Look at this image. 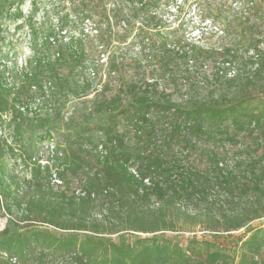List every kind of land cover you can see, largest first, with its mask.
<instances>
[{
    "label": "trees",
    "instance_id": "obj_1",
    "mask_svg": "<svg viewBox=\"0 0 264 264\" xmlns=\"http://www.w3.org/2000/svg\"><path fill=\"white\" fill-rule=\"evenodd\" d=\"M69 1L73 22L96 23L91 28L96 47L108 48L103 41L111 34L113 18L129 28L120 6ZM137 2L143 7L147 0ZM14 4L0 0L1 20L2 10ZM16 4L11 22L24 17L20 2ZM142 7L129 16L140 18ZM69 16H59L61 30ZM256 27H249L253 36ZM80 32L62 42L54 32L44 35L31 47L18 83L0 62V128L5 115L10 122L38 128L71 115L61 134L69 158L60 174L63 185L51 182L49 167L34 166L23 181L0 176V206L5 190L16 187L19 193L22 187L28 221L16 230L9 225L0 231V264H12L13 257L17 264H56L73 253L76 264H264L263 222L239 236L237 256L219 239L194 235L180 243L165 235L175 230V219L190 217L181 210L183 200L203 205L190 218L216 236L264 220V52L252 49L253 75L226 78L228 88L217 96L211 91L206 98L194 96L177 104L164 88L160 91L157 80L140 86L128 80L116 88L107 80L88 99L103 81V64L89 60L95 49H87L91 38L84 29ZM146 41L151 54L145 58L152 62L161 57L155 53L158 42L148 36ZM107 63L108 75L125 66L114 55ZM72 98L81 102L65 111ZM35 102L42 104L41 111L30 114L28 106ZM3 138L0 134V158L9 155ZM129 231L146 236L121 241V233Z\"/></svg>",
    "mask_w": 264,
    "mask_h": 264
},
{
    "label": "rangeland",
    "instance_id": "obj_2",
    "mask_svg": "<svg viewBox=\"0 0 264 264\" xmlns=\"http://www.w3.org/2000/svg\"><path fill=\"white\" fill-rule=\"evenodd\" d=\"M17 1L20 2L19 8L24 17L15 22L9 20L18 5L15 0L14 5L6 6L2 10L4 17L0 19V62L6 63L10 68L13 75L12 81L20 82L19 70L29 62L32 54L31 47L37 45L44 35L54 32L51 33L52 36L57 37L58 42H62L70 35L80 36V31L84 29V32L89 34L91 38L89 41L92 44L87 49L93 51V46L95 49L90 53L89 60L103 64L102 74L104 73L98 90L91 93L88 99L101 90L103 83L107 80H111L113 88L128 80L134 83L139 82V86L145 80L146 82L157 80L160 91L164 88L171 102L177 104H185L193 100L194 96L206 98L211 91H215L217 96L221 89L226 91L225 88H228L226 78L238 73L253 75L254 70L250 62V56L253 55L252 49L257 46L256 49L259 50L257 52L260 54L264 52V0H147L143 7L137 0H123L114 4L109 0H102L99 1L100 4L106 3L107 8L114 9L120 6L127 15L124 20L129 23L127 29L123 21L119 22L120 19L116 21V18H113L111 34L103 41L105 45L109 43L107 49L96 47L98 44V39L94 37L96 31L91 30L96 25L95 22H83L81 18L73 22L75 19L72 3L69 0ZM140 7L143 8L140 18L132 19L129 15L134 17L133 10ZM68 12H70L68 24L61 30L59 16ZM143 20H147L148 23L146 24ZM148 24L149 28H147ZM252 24L257 25L254 36L249 28ZM147 36L151 41L158 42L155 53L161 56L152 62L145 58L146 55L151 54L149 51L151 48L148 45L150 41L143 42V38ZM198 51L202 53L196 55ZM113 55L125 66L116 73L108 75L107 62ZM262 76H264V70ZM78 102H81L80 99L72 98L66 105L65 111L71 110V107ZM46 110L44 112L49 111ZM69 117H71L70 113L65 114L63 121ZM2 121L3 143L8 146L6 152L9 155L0 158V176L2 174L10 180L23 181L31 177V169L34 166L46 168L47 166L42 167L33 163L30 165L28 162H30V155L49 140L53 139L61 148L66 149L61 137L64 132L62 120L48 124L44 128H38L35 123H16L7 119ZM55 161L53 168L62 164L66 167L69 163L66 151L62 159ZM49 169L52 175V166ZM22 189L21 187L18 190L19 193L15 191L16 187L5 190L3 203L1 202L0 206V231L9 225L16 230L17 224L25 225L28 222L23 205L25 201L19 195ZM155 203L157 207L158 203ZM179 204L182 205L181 210L190 217L203 207L195 199L183 200ZM190 217L175 219V230H168L165 235L173 237L180 243H185L194 235L200 238L206 237L209 240L219 239L235 256L238 255L239 236L245 234L252 226L264 223L263 219L256 220L231 234L216 236L215 232L203 231ZM139 235L146 236L129 231L121 233L120 240L132 241ZM113 238L119 240V236L113 235Z\"/></svg>",
    "mask_w": 264,
    "mask_h": 264
},
{
    "label": "built area",
    "instance_id": "obj_3",
    "mask_svg": "<svg viewBox=\"0 0 264 264\" xmlns=\"http://www.w3.org/2000/svg\"><path fill=\"white\" fill-rule=\"evenodd\" d=\"M106 60V58L104 59ZM93 74V73H92ZM41 106L42 104H39L38 102H35L33 104H30L28 106L29 110L28 112L30 114H36L41 111ZM21 110L27 111L26 107H21ZM3 119L10 120L8 115L3 116ZM0 134H3V128H0ZM65 155V150L61 148V146L54 142V140H49L44 145H40L39 148L33 153V155L30 157V162H28L30 165L33 163V165H40V166H47L50 167L52 166V175H51V180L52 183L56 186L63 185L64 180L61 177V172L64 170L65 165L62 164V166H55L53 168V164L56 163L55 160L62 159ZM32 161V162H31ZM51 169V170H52ZM78 193H83L81 190H78ZM6 259H8V255L4 253ZM74 256H76L75 253L70 254L69 256L67 255L65 258H60L58 259L55 263L56 264H76L73 261ZM12 264H17L18 260L17 258L13 257L10 259Z\"/></svg>",
    "mask_w": 264,
    "mask_h": 264
}]
</instances>
